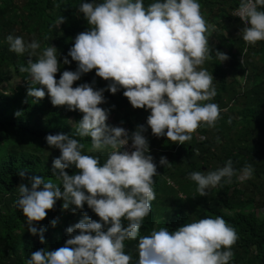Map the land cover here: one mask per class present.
<instances>
[{
    "label": "clouds",
    "instance_id": "obj_1",
    "mask_svg": "<svg viewBox=\"0 0 264 264\" xmlns=\"http://www.w3.org/2000/svg\"><path fill=\"white\" fill-rule=\"evenodd\" d=\"M79 11L89 27L76 35L63 59L64 64L75 61L77 67L64 70L58 80L55 46L37 53L41 48L37 40L6 37L10 51L28 56L27 66L19 70L29 74L33 85L42 86L29 87L28 95L42 99L46 89L53 105L79 110L83 116L76 122V136L90 138L89 153L108 152L100 163L99 156L82 151L84 144L74 136H45L48 145L60 150L52 162L59 183L32 175L19 185L16 206L28 230L44 241L45 229L33 222L43 220L60 198L64 209L74 206L71 210L76 212L86 203L100 219L84 212L82 219L66 228L70 238L63 246L36 250L26 264H131L124 242L137 238L156 198L157 165L148 154L145 126L138 125L129 135L124 127L106 123L109 110L99 106L105 102V88L87 82L73 87L83 74L95 69L96 76L108 81L106 88L112 94L123 88L133 107L150 110L146 123L152 134L178 144L190 141L198 128L215 127L220 119L221 109L212 102L217 95L214 77L201 67L212 57L210 27L200 0H152L147 6L144 0H82ZM234 15L245 24L244 41L255 45L264 40V0H240ZM63 21L60 16L58 26ZM216 51L220 62L228 59L226 53ZM129 140L132 151L124 149ZM159 163L169 162L161 156ZM73 166L79 171L70 175L65 169ZM237 171L228 159L216 170L191 171L188 176L199 194L207 196L208 189L222 180L230 183ZM239 172L237 179L243 181L253 176L254 168L246 164ZM18 175L25 177V170ZM237 239L236 230L219 215L192 220L174 231L161 227L139 237L137 264H230Z\"/></svg>",
    "mask_w": 264,
    "mask_h": 264
},
{
    "label": "trees",
    "instance_id": "obj_2",
    "mask_svg": "<svg viewBox=\"0 0 264 264\" xmlns=\"http://www.w3.org/2000/svg\"><path fill=\"white\" fill-rule=\"evenodd\" d=\"M81 2L0 0V264H26L36 250L63 246L70 238L66 228L82 219L84 212L94 220L100 219L86 203L76 212L71 210L74 206L64 209L60 198L52 209L46 210L43 220L33 222L38 229H45V239L41 241L39 234L30 233L25 216L16 206L19 185L26 184L28 176H44L59 183L53 175L52 162L60 150L47 144V134L74 136L84 144L82 151L99 156L100 163L108 155L107 151L89 153L90 138L76 136V122L83 113L69 110L66 105H53L46 89L42 99L28 95L29 87L42 86L33 85L29 74L19 70L21 65L27 66L28 56L10 51L6 40L9 34L22 36L26 41L35 39L41 44L37 53L47 46H55L60 61L55 74L58 80L64 70H76L77 64L70 56L69 64H64L63 59L76 35L89 27L79 11ZM151 2L144 0L145 6ZM239 3L240 0H200L202 15L210 27L212 57L201 67L214 77L217 95L212 102L221 109L220 119L213 128H198L184 144L154 134L148 139V154L157 165L158 175L153 177L156 198L137 238L124 242L125 252L132 257L131 264H137L139 259L140 236L150 235L161 227L174 231L192 220L217 215L238 235L232 246L234 255L230 264H264V214L259 217L256 212L264 209V40L255 45L243 40V27L232 15ZM60 16L64 21L58 26ZM216 50L226 53L228 59L220 62ZM9 70L15 72L21 83L5 89L4 73ZM86 82L94 88H105V102L99 106L109 110L106 123L129 128L131 132L136 124L147 125L150 110L133 107L123 95V88L110 93L106 88L108 81L96 76L95 69L83 74L73 87ZM161 156L169 163L160 164ZM228 159L238 170L236 176L230 183L222 180L208 189L207 196H201L188 173L216 170ZM246 164L253 166L254 173L250 179L241 181L237 176ZM20 170H25V177L18 175ZM65 171L71 175L79 170L73 166ZM53 220L57 221L55 225ZM75 234L78 230L71 235Z\"/></svg>",
    "mask_w": 264,
    "mask_h": 264
},
{
    "label": "rangeland",
    "instance_id": "obj_3",
    "mask_svg": "<svg viewBox=\"0 0 264 264\" xmlns=\"http://www.w3.org/2000/svg\"><path fill=\"white\" fill-rule=\"evenodd\" d=\"M233 34L234 35H238L237 31H234ZM4 76H6V80L3 81L2 86L5 89L13 88L16 85H18L19 83H21L20 79L16 76V74H15V72L13 70L7 71V74L4 73ZM138 125H144L145 126V131L143 132V135L147 138V140L151 139L152 138V132H151L150 128L147 125L144 124V122H142L141 124H136L134 126L133 131L136 130ZM126 129H129V128H126ZM198 138L201 139L200 136H198ZM256 212H257L258 216L260 217V216H262L264 214V209H260V210L258 209V210H256Z\"/></svg>",
    "mask_w": 264,
    "mask_h": 264
},
{
    "label": "built area",
    "instance_id": "obj_4",
    "mask_svg": "<svg viewBox=\"0 0 264 264\" xmlns=\"http://www.w3.org/2000/svg\"><path fill=\"white\" fill-rule=\"evenodd\" d=\"M235 11H236V9L232 11L233 17H234V18H235V19L241 24V26L244 28V27H245L244 22L240 19L239 16L234 15ZM125 129H126V128H125ZM127 130L130 132L129 135H131V133L133 132V130H132V132H131L129 129H127ZM134 131H135V130H134ZM124 149H126V150H128V151H132V150H134V149L131 147V140H129V144H128V145H125V146H124ZM170 184H171V183H170Z\"/></svg>",
    "mask_w": 264,
    "mask_h": 264
}]
</instances>
